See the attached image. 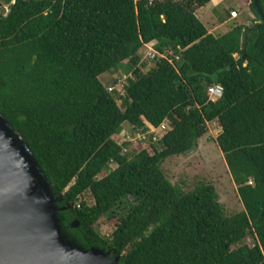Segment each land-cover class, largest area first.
I'll list each match as a JSON object with an SVG mask.
<instances>
[{
	"label": "trees",
	"instance_id": "1",
	"mask_svg": "<svg viewBox=\"0 0 264 264\" xmlns=\"http://www.w3.org/2000/svg\"><path fill=\"white\" fill-rule=\"evenodd\" d=\"M13 1L0 0V112L65 193L70 239L119 264H264V0L260 11L247 0L258 23L220 36L197 16L213 0ZM151 43L159 56L145 72L139 52ZM118 70L130 74L124 95L101 81ZM166 122L153 153L116 141L126 124L147 133ZM215 122L245 208L231 216L214 185L186 193L163 170ZM87 192L94 205L77 207ZM115 216L106 239L95 226Z\"/></svg>",
	"mask_w": 264,
	"mask_h": 264
},
{
	"label": "water",
	"instance_id": "2",
	"mask_svg": "<svg viewBox=\"0 0 264 264\" xmlns=\"http://www.w3.org/2000/svg\"><path fill=\"white\" fill-rule=\"evenodd\" d=\"M64 198L54 193L27 141L0 112V264L120 263L122 256L70 239L60 217L66 208L57 206Z\"/></svg>",
	"mask_w": 264,
	"mask_h": 264
},
{
	"label": "rangeland",
	"instance_id": "3",
	"mask_svg": "<svg viewBox=\"0 0 264 264\" xmlns=\"http://www.w3.org/2000/svg\"><path fill=\"white\" fill-rule=\"evenodd\" d=\"M227 11L233 7L239 14V18L234 20L245 26H253L258 23L256 15L252 12L247 4V0H228L225 3ZM6 12L9 11V6H6ZM198 17L203 20L208 30L214 28V24L220 22L221 18L211 13L208 8L200 9ZM225 16V15H224ZM217 34V33H213ZM156 43L145 45L139 52L141 56L142 69L147 72L155 66L156 59H152L149 55L154 52ZM157 52V51H156ZM158 53V52H157ZM130 74L123 70L106 74L101 77V81L108 88H112L120 95H124V88L127 85V79ZM118 81L117 84H115ZM122 106V101H118ZM149 131L143 133L141 131L134 132L133 128L126 124L122 133L116 137V141L120 144L129 143L127 147L130 151H140L145 149L153 153V146H159V141L171 129L168 122L164 123L159 129L153 128L148 124ZM222 130L218 123H209L207 134L199 140L198 145L191 152L169 158L163 165V170L166 177L173 185L181 187L186 193L194 191L197 187L206 184H212L216 187L218 193V200L225 208L227 216H231L245 210L244 204L239 196L238 187L230 173L225 157L221 152L216 140L221 134ZM111 168H116L112 166ZM106 174H103L105 176ZM88 205H94L93 196L87 192L76 203L77 207L82 202ZM121 222V217L115 216L110 220L102 219L96 226L95 230L104 238L110 239ZM246 244L253 246L254 240L247 239Z\"/></svg>",
	"mask_w": 264,
	"mask_h": 264
},
{
	"label": "crops",
	"instance_id": "4",
	"mask_svg": "<svg viewBox=\"0 0 264 264\" xmlns=\"http://www.w3.org/2000/svg\"><path fill=\"white\" fill-rule=\"evenodd\" d=\"M227 1L228 0H213L206 7L202 8L203 10L208 8V10L211 13H213L214 15H216L218 18H221L220 22L214 24V28L212 30H208L209 33H211V34L217 33V34H214L215 36H220V35L226 34L236 24H240V23L234 22L235 19H232L231 17H226L227 12L235 11V9L233 7L231 8L230 11H227V7L225 6V3ZM247 4L249 6V2H247ZM197 16H198V14H197ZM238 18H239V14H238ZM199 19L203 22V20L201 18H199ZM204 25H205V23H204Z\"/></svg>",
	"mask_w": 264,
	"mask_h": 264
},
{
	"label": "built area",
	"instance_id": "5",
	"mask_svg": "<svg viewBox=\"0 0 264 264\" xmlns=\"http://www.w3.org/2000/svg\"><path fill=\"white\" fill-rule=\"evenodd\" d=\"M13 3H15V0L13 1ZM231 18L235 19V20L238 18L237 11H232L231 12ZM149 56L152 57V59H155V57L159 56V54L154 50V52L151 53ZM109 90L113 91L112 88H110ZM209 94H210V98L213 101H217V100H219V99H221L223 97L224 89H223V87L221 85H217V86H214V87L210 88Z\"/></svg>",
	"mask_w": 264,
	"mask_h": 264
}]
</instances>
